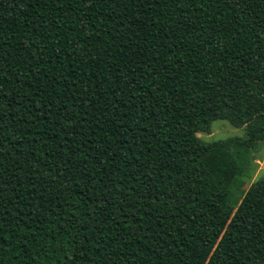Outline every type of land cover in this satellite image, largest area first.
Here are the masks:
<instances>
[{"label":"trees","instance_id":"obj_1","mask_svg":"<svg viewBox=\"0 0 264 264\" xmlns=\"http://www.w3.org/2000/svg\"><path fill=\"white\" fill-rule=\"evenodd\" d=\"M260 144L264 0H0V264H264Z\"/></svg>","mask_w":264,"mask_h":264},{"label":"rangeland","instance_id":"obj_2","mask_svg":"<svg viewBox=\"0 0 264 264\" xmlns=\"http://www.w3.org/2000/svg\"><path fill=\"white\" fill-rule=\"evenodd\" d=\"M198 137L203 141H213L227 137H240L245 135L244 127H235L227 120L216 119L211 124L210 132H198ZM264 178V145H258L244 154L242 159V173L234 176L229 182L230 188L242 196L251 183Z\"/></svg>","mask_w":264,"mask_h":264}]
</instances>
